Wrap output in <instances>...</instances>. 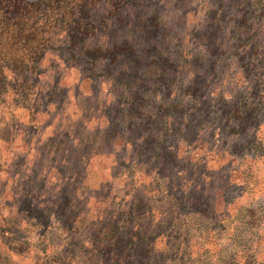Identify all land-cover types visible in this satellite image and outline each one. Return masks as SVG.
<instances>
[{
  "label": "rangeland",
  "instance_id": "1",
  "mask_svg": "<svg viewBox=\"0 0 264 264\" xmlns=\"http://www.w3.org/2000/svg\"><path fill=\"white\" fill-rule=\"evenodd\" d=\"M114 3L97 0L94 4L92 20L100 24L95 33L100 34L99 39L86 37L80 46L74 47L67 44L62 36L64 33L55 31L57 39L50 44L40 66H34L35 73L40 72V75L29 77L24 72L16 76L7 74L8 77L0 83V239L4 237L0 240V264H35L37 256L41 258L40 252L47 244L56 245L57 261L67 264L69 227L66 220L72 210L78 213L89 211L92 215L97 211L98 216L107 207L122 209L131 204L136 209L138 205L135 216L142 221V210H160L165 205L161 191H165L164 185L173 182L176 176L163 179L159 175L150 174L145 177L144 173L136 172L132 164L125 167L121 162L123 153L118 149L119 139L115 128L108 127L104 137L100 135L94 139L100 144L117 145L118 150L109 156L91 158L82 181L83 189L78 181L70 182L69 179L55 176L56 165L43 162L42 159L52 150V144L63 146L69 141L66 134H70L72 141L85 142V134L81 135L82 127L88 130L98 127L103 129V119L86 110L94 104L101 109L104 103L108 104L113 92L117 107H112H116L114 111H125L122 113L123 128L132 130L129 136L125 135L126 138L136 144V140L146 142L149 150L142 155L155 156L159 163L158 153L161 149L156 145H161L162 139L159 136L162 130L167 129L162 123L163 115L170 110L165 111L168 105L162 106L165 96L162 95L160 85L152 87L150 80L149 93L138 91L131 95L141 96V105L147 109L153 108L154 113L147 120L140 115H130L131 111L126 107L129 108L131 100L120 102L118 99L122 93L105 84L108 81L117 86V82L123 79L122 72L127 67L121 70L114 61L112 65L115 68L112 69L108 63L116 54L119 55L121 47L128 48L129 42L132 48L134 46L140 50L138 61L142 63L147 76L158 79V68L166 65L168 77L173 78L177 87L186 79L193 81L192 98L197 103L190 102L182 94L172 95L169 99L183 100L185 106L179 110L192 109L198 113L200 109L196 104L208 107L209 101L207 103L206 100L196 98L205 99L210 96L214 99L221 93L229 102L231 96L241 101L247 116L255 111L256 117L249 119V125L259 127L257 140L254 142L248 138L243 141L240 138L242 133H236L240 143L248 146V152L245 146L223 158V162L239 161L244 157H250V160L236 170L235 165L221 166L218 151H208L205 147L194 155L196 166L190 170L188 166V172L195 175L182 185L187 189L175 191L180 196L176 202L180 203L181 209L202 206L204 210H212L206 221L193 226L196 236L209 233L216 221L225 214L237 212L235 220L231 218L226 223L230 227L225 228L224 233L220 231L218 242L209 239L199 242L196 249L198 254L203 250L211 254L220 249L221 255H213L209 259L211 264L228 263L233 255L238 256L243 252L250 260L257 255L256 260L263 262L264 59L260 58L258 52H264V0H140L138 6H133V2L120 4V15L113 13L117 7ZM107 43L113 45L103 47ZM77 49H81L84 55L70 58ZM187 61H190V66L181 70L180 66ZM106 64L107 67L102 68ZM191 72L195 75H190ZM21 78L27 80L21 82ZM127 81L122 85V90L128 84ZM230 108L231 104L227 103L225 109ZM197 113L193 116L197 117ZM85 116L93 117L84 122ZM191 116L190 112L184 117L185 125L193 122V119L196 123V118ZM139 128L143 130L142 135L135 137V130ZM219 132V137L216 135L210 140L214 148L222 142L219 139L221 134H225V131ZM187 149L181 148L177 152L181 168L187 167L182 160L186 157ZM200 159L205 163L198 162ZM153 164L154 161L149 162V167ZM44 166L54 169L45 184L37 179L38 172ZM143 167L148 168L144 162ZM201 172L202 178H197L196 175ZM67 183L69 186H66ZM102 185L106 186L103 190L107 194L102 192ZM54 186L60 189L52 188ZM55 200L57 202L53 203ZM54 204L61 207L59 214H55ZM16 205L18 208L14 207ZM30 206L35 211L44 210L50 219L45 227L48 239L43 242L40 232H33L29 228L15 229L14 221H9V211L12 212L13 220L17 221L23 218L19 212L26 213ZM7 222L12 224L14 243L10 246L7 245V235L10 234L6 232ZM165 231L163 229L162 234ZM232 232L239 237L227 236ZM232 246H238V249ZM7 247L10 248L9 254Z\"/></svg>",
  "mask_w": 264,
  "mask_h": 264
},
{
  "label": "trees",
  "instance_id": "2",
  "mask_svg": "<svg viewBox=\"0 0 264 264\" xmlns=\"http://www.w3.org/2000/svg\"><path fill=\"white\" fill-rule=\"evenodd\" d=\"M108 1L115 2L114 4L117 7L113 9V13L120 15L122 10L120 4L133 2V6H138L140 0ZM95 2L97 0H36L34 2L28 0H0V83H3L8 77L7 74L16 76L24 72L29 77H32L33 74L40 75V72L35 73L34 66H40L41 60L48 52L50 44L57 39L58 34H54L55 31L64 33L62 36L67 40V44H71L74 47L80 46L86 37L99 39L100 34L95 33L100 24L92 20ZM109 45L112 46L113 44L107 43L103 47L107 48ZM127 46L128 48L121 47L122 51L119 55L116 54V57L108 63V66L112 69L115 68L112 65L115 64L113 63L114 61H116L121 70L123 67H127V70L122 72L123 79H121V82H117V86L116 84H109L108 81L105 84L115 87V91L122 93L118 99L120 102L131 100L128 103L129 108L126 107L127 110L131 111L130 115L136 117L140 115L147 120L154 113L153 108L149 107L150 109H147L141 105L143 101L141 96L131 95L138 91L149 93L148 83L150 80H152V87L153 85H160V89L163 92L162 95L165 96V102L162 101V106L168 105L165 111L170 110L163 115L162 123L167 129L162 130L159 136L162 139L161 145H156V147L161 149L158 153L159 163L155 156L142 155L149 150L146 142L142 143L136 140V144L131 142L130 138H126L125 135L129 136V132H132V130L123 128L122 117L124 116L122 113H125V111L123 109L114 111L117 107V101H115L113 92L108 104L104 105V103L103 107H101L102 112H100V106L96 104L88 106L86 110L88 112L89 110L92 111L93 114L103 119V129L98 127L95 130H88L82 127L81 131L83 132L81 135L85 134V142H83L84 140L75 142V139L72 141L70 134H66L69 141L64 143L63 146L52 144V150L43 156V162L55 164V176L69 179L70 182L78 181L80 188H82L85 170L91 158L94 156H109L119 149V152L121 150L123 153L121 162L122 164L124 163L125 167L132 164L134 170L142 175L144 173L145 177L155 174L163 179L171 175L176 176V178L173 182L164 185L165 191H161L165 205L160 210L152 208L142 210V221L135 216L138 211V205L134 209L131 204L122 209L104 208L98 216L96 215L97 211L94 215L89 211L78 213L72 210V212H69V217L66 220L69 227L67 232V242H69L68 250L66 251L69 258L67 264H211L209 259L213 258V255L215 257L221 255L220 249L211 254L207 250H203L201 254H198L196 251L197 245L199 242H205L208 239L209 241L218 242L220 231L224 233V229L230 227V224L227 226L226 223L231 218L234 221L237 212L225 214L218 222L216 221V225L209 233L196 236L193 233V226L196 225L195 223L206 221L212 210H204L202 206L181 209L180 203L176 202L180 196L176 195L177 192L175 190L187 189V187L182 185L185 184V180L195 175L188 172V166L190 167L189 170L192 166H196L197 160H195L194 155L205 147L208 151H218V158L222 161L221 166L232 167V165H235L234 168L236 170L250 160V157H244L239 161L235 159V161L228 160L223 162L225 155H232L237 149L240 150L246 146L245 151L248 152V146L244 142L245 146L240 143L236 133H242L240 138L243 141H247L248 138H251L254 142L257 140L256 135L259 127L254 126L253 128L249 125V119L256 117L255 111H252L247 116L248 113L241 101L231 96L232 100L229 102L224 99L221 93H218L216 95L217 98L214 99L210 98V96L205 99L203 97L196 98L197 100H206L207 103L209 101L208 107L196 104V107L200 109L198 113L192 109L179 110L185 106L183 100L175 98L170 101L169 99L172 95L178 96L182 94L190 102L197 103L198 101L192 98L193 81L186 79L184 83L182 81L177 87V83L173 81V78L171 76L168 77L166 65L164 67L161 65V69L158 68L160 71L158 79L147 76L142 68V63L138 61L140 50H136L134 46L132 48L131 42ZM258 54L261 59H264V52H258ZM77 55H84L81 49L75 50L69 57L74 58ZM188 64H190V61L181 65V70H186L190 66ZM106 67L107 64L105 67L102 66L104 69ZM177 75L178 73L176 77ZM190 75L194 76L195 74L191 72ZM185 77L188 78L187 76ZM25 79L27 80V78ZM25 79L21 78L19 80L23 82ZM125 81L128 84L124 85L122 90V85ZM216 89L219 92V87ZM227 103L231 104L229 110L225 109ZM112 105L116 107L113 108ZM190 112L192 116L195 113L198 114L197 117L193 116V118H196V123L193 119V122L185 125L183 122L184 117ZM92 117L85 116L83 121H90ZM108 127H110L109 129L115 128V132H117V139H119L118 149L117 145L100 144L94 140L100 135L104 137L106 134L105 129ZM215 130L218 131L215 132ZM220 130L225 131V134H221L219 139L222 142L214 148V146H211L212 142L210 140H213L216 135L218 136ZM142 132L141 128L135 130V137H140ZM231 147L234 148L233 151ZM181 148H188L186 157L182 159L187 164L185 168H181L178 161L177 152ZM49 157L51 158L49 159ZM151 161H154V164L149 167V162ZM200 161L205 163L203 159L198 162ZM143 162L148 168L143 167ZM54 169L44 166L38 172L37 179L45 184L51 178V173ZM33 174L35 179L36 173L34 172ZM202 175L203 172L198 173L196 176L197 178H202ZM177 181L178 183L175 184ZM70 185L72 184L70 183ZM66 186H69V183ZM102 187V192L107 194L106 190H103L106 186L102 185ZM52 188L60 189L59 186ZM56 202L55 200L53 203ZM106 202H108V198ZM14 207L18 208L17 205ZM54 210L55 214H59L61 207L54 204ZM19 213L23 218L15 221L13 220L12 212H8V215H10L9 221H14L15 229L29 228L33 232H40L42 242L48 239L45 227L50 223V219L44 210L37 209L35 211L30 206L26 213ZM153 222H155V225ZM11 225L10 222H7L8 230L6 232H10L7 235L8 246L14 243ZM163 229H166L164 234H162ZM239 234L241 233L239 232ZM44 235L46 236L44 237ZM227 236L239 237L234 232L229 233ZM238 246H232V248L237 250ZM55 248L56 245L47 244L43 251L40 252L41 258L37 256L36 263L61 264L57 261L59 259L56 258ZM7 249V254H9L10 248L7 247ZM256 257L257 255H254L253 259L250 260L243 252L238 256L233 255L230 262H225V264H264V261L258 262Z\"/></svg>",
  "mask_w": 264,
  "mask_h": 264
}]
</instances>
